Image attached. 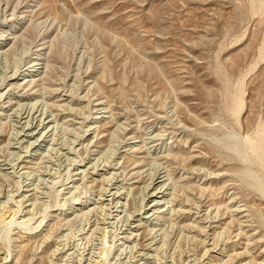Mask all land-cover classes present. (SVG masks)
Segmentation results:
<instances>
[{
  "label": "rangeland",
  "instance_id": "1",
  "mask_svg": "<svg viewBox=\"0 0 264 264\" xmlns=\"http://www.w3.org/2000/svg\"><path fill=\"white\" fill-rule=\"evenodd\" d=\"M0 31L18 35L0 55V92L11 74L26 66L30 53L46 46L47 74L34 85L36 96L24 102L44 98L55 105L52 111L62 126L59 143H68L71 133L85 139L87 123L75 129L65 116L90 118L96 98L107 101L138 139L156 131L165 141L171 179L183 184L175 190L176 208L192 205L196 213L164 221L172 230L159 245L164 255L158 263L263 260L264 0H0ZM60 92L69 100L61 102ZM14 123L0 120L1 156H10L8 142L18 129ZM109 142L110 137L100 146L107 149ZM78 156L80 161L86 153ZM146 157L144 164L150 166L153 159ZM57 168L41 169L49 171L50 195L22 224L23 206L11 224L3 221H10L9 207L22 205L13 195L25 180L4 179L0 172V264H81L90 252L92 241L81 240L89 227L86 215L53 222L51 214L84 201L92 189L82 181L66 197L61 188L71 181L73 168ZM237 206L246 216L235 215ZM211 221L215 227L208 239L204 230ZM185 223L194 228L185 229L188 235L182 238L178 226ZM16 237L33 240L20 250ZM111 240L108 234L96 249L97 260L106 258L100 264L124 261L109 250ZM65 247L77 248V256H62ZM221 250L227 253L224 259L217 257ZM235 252L243 255L231 258Z\"/></svg>",
  "mask_w": 264,
  "mask_h": 264
},
{
  "label": "bare ground",
  "instance_id": "2",
  "mask_svg": "<svg viewBox=\"0 0 264 264\" xmlns=\"http://www.w3.org/2000/svg\"><path fill=\"white\" fill-rule=\"evenodd\" d=\"M17 38L18 35H15V31L8 33L0 31V55L4 54L7 46L10 49L13 41ZM45 47L41 46L30 53L26 66L14 71L6 87L0 92V120L6 118L15 122L14 126L18 128L8 142L10 156L0 155V172L5 176L4 179L8 177L11 180H16L18 177L25 180V184L13 195V198L18 199L17 201L21 202L22 205H17L16 208L11 205L12 207H9L8 212L11 216L10 221L5 220L3 222L11 224L21 211V206H23V210L20 212V224L34 218L33 211H38L41 204L44 205L48 200L50 195L48 188L50 182L52 183L49 178H46L49 171L41 173V169L45 166L50 167V164H56L59 170L62 164H70L73 168V174L71 181L65 183L61 188L63 194L66 197L75 194L82 185L79 184L82 181L85 184L86 182L90 184L92 193L84 201H77L70 205L65 212L59 214L52 212L51 219L53 222L63 220L69 222L83 215L88 217L89 227L83 232L81 240L88 238L89 241H92V248L90 252L82 256L81 261L83 263L81 264H100L103 259H106L103 256L100 261L95 257L96 249L101 248L99 246L108 234L112 237L111 249L109 250L115 249L119 260H124L122 264H160L158 260L164 254L161 255L160 252L163 248L159 251V245L168 240L167 237L172 230L167 228V223L164 221H171L172 217L178 214L190 215L195 211L192 205L184 206V209L182 206L176 208L178 197L175 190L183 184L180 185L181 180L175 179L173 182L171 179L169 164L166 161L169 154L164 146L165 141L159 137L156 131L138 139V136L132 135L130 124L120 123V117L114 113L107 101L94 98L93 112L90 118H83L76 114L65 116L66 124L75 129H81L80 125L87 123L85 125V139L80 141L71 133L69 144L59 143L57 140L62 126L58 124V117L52 111L55 105L51 104L50 106L47 101L43 100L44 98L35 102H24L36 96L37 90L33 91L34 85L47 74L46 68L49 66V62L45 61ZM30 50L27 52L29 53ZM15 89L18 91L16 94L14 93ZM66 96V93L60 92V101H68L69 97ZM120 128L121 134L117 135L116 133L119 132ZM108 136L110 142L106 145L107 149H104L100 144L107 142ZM236 145L234 144V146ZM142 150L144 151L142 152ZM140 151L152 157L150 166L144 164L147 155L141 156ZM82 152L86 153V156L85 158L83 156L80 162L75 158L79 157L78 155ZM184 175L187 178L190 172L186 171ZM51 187L53 188V186ZM233 211L236 213L235 215L246 216L244 208L241 206L235 207ZM232 215L234 216L233 213ZM213 217L215 216L213 215ZM188 224L178 226L182 238L188 235L184 232L189 227ZM213 224L211 221L205 226L204 231H208V239L211 234L209 231L215 227ZM49 225L51 224L49 223ZM191 226L194 228L193 224ZM201 231L204 234L202 229ZM201 231L199 232L201 233ZM181 235L179 239H181ZM207 237L203 238L205 242H208ZM188 238L189 236L186 239ZM200 239L202 237L199 238V242ZM32 240L33 237L26 239L16 237L15 239L20 250H26ZM196 244L199 245V243ZM65 250L67 251H61L62 256H65L63 254L67 256H77L78 254V249L75 247H68ZM226 254L225 250H221L217 257L224 259ZM20 255L21 253L18 254V257ZM241 255L243 254L235 252L230 257L235 259ZM171 261H164L163 264L173 263V260ZM214 263L216 262L214 261ZM242 264H250V262ZM258 264H264V258Z\"/></svg>",
  "mask_w": 264,
  "mask_h": 264
}]
</instances>
